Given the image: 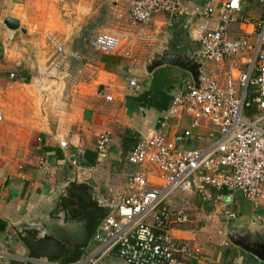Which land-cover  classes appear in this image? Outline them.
Segmentation results:
<instances>
[{"label": "built area", "instance_id": "1", "mask_svg": "<svg viewBox=\"0 0 264 264\" xmlns=\"http://www.w3.org/2000/svg\"><path fill=\"white\" fill-rule=\"evenodd\" d=\"M245 1L213 0L189 10L198 21L201 59L213 69L239 60L241 68L237 75L227 76L226 89L208 74L199 89L191 77L184 81L157 129L131 151L128 163L137 170L130 175L127 193L117 198L116 209L99 226L93 239L98 246L77 264H97L111 253L125 264H179L180 258L191 256L189 246L172 235L175 225L190 222L185 211L170 208L169 198L177 192H194L202 204L222 205L235 194L256 206L264 201V18L252 32L230 31L237 23L252 24L243 15ZM255 1L264 11V0ZM125 2L129 28H123L125 16L118 12L116 25L97 34L90 46L137 64L133 49L146 39L135 30L149 27L158 15L186 11L187 6L184 0ZM48 41L59 54L68 53L60 36L50 35ZM136 85L131 79L130 86ZM98 96L113 101L105 89ZM112 140V130L98 136L99 160ZM59 146L68 150L66 141ZM83 154H70V165L80 168ZM226 215L237 217L228 210Z\"/></svg>", "mask_w": 264, "mask_h": 264}, {"label": "crops", "instance_id": "2", "mask_svg": "<svg viewBox=\"0 0 264 264\" xmlns=\"http://www.w3.org/2000/svg\"><path fill=\"white\" fill-rule=\"evenodd\" d=\"M59 1L0 0V21L3 24L6 19L11 18L19 21L23 29L25 17L30 23L29 28L25 27V33L21 30L13 32L7 28L0 30V83L7 71L14 70L17 73L15 84L18 87L22 89L33 87L34 73L31 74L30 71L33 66L24 57L25 45L34 52V45L43 43L41 39L45 35L48 17ZM184 1L186 11L174 16L158 15L149 27L135 30L146 39L133 49L139 59L137 64L121 55H100L90 62L89 68L92 73L88 82L81 84V106L78 116L71 120L70 125H66L68 128L64 131L53 132L49 127H43L41 131L43 142L37 148V156L26 163L9 161L4 152V146L14 141L11 139H15L13 135L18 134L16 130L20 129L6 121L8 115L4 112L2 116L5 124L0 121V264H26L28 252L15 231L38 228L52 219L59 197L74 179L75 167L70 165L69 155L79 151L83 153L95 151L98 136L107 130L113 131L112 145L107 154L98 160L96 166L87 168L80 165L78 169L84 170L85 177L82 179L79 175V183L91 185L98 200L107 203H115L117 198L127 193L130 175L137 169L128 163L129 153L124 152L122 136L129 130L141 139L154 132L158 127V121L170 109L174 95L184 85V81L190 78L186 72L169 66L162 67L148 76L144 74V65L156 51H161L162 45L170 35L175 38L179 32L181 37L192 42L198 39V21L188 15L189 10L213 0ZM77 4L79 13L85 7V3L81 0ZM104 5L106 8L104 10L101 8L99 18L105 21L107 18L108 25L103 31L116 25L118 12L125 16L123 28H129L128 3L125 0H106V3L100 6ZM243 15L252 19V24H234L230 30L234 34L252 32L256 24L263 20L264 11L255 0H246ZM240 65L239 60H230L222 66L214 69L212 67V71L209 72L207 67L206 73L216 78L220 85H225L227 76L237 75ZM131 79L137 81L136 87L130 86ZM101 89H105L106 95L113 98L112 102L98 96ZM33 100L28 97V101ZM21 117L24 116L19 115L18 118ZM25 117L28 118L29 127L24 128V132L36 134L32 112L26 113ZM60 139L68 143V150L60 148ZM42 159L46 161L44 167L41 166ZM103 160L109 162L116 173H120L117 168L128 166L130 169L128 181L124 176L114 172L109 176V180L104 181L103 177L96 173ZM88 171L93 173L87 175ZM113 187L117 188L116 194H112ZM198 198L194 192L181 193L170 202L172 211H185L190 217L189 223L175 225L172 230L173 237L186 243L191 250V256L180 258L179 264H263L232 245L227 236L235 233L245 236L246 233H250L258 238L264 235V201L256 206L242 199L240 194H235L222 205H213L202 204ZM244 202L250 203V207L242 208ZM237 207H240V214L236 211ZM226 210L234 213L236 219L229 218ZM70 225L68 223L64 227ZM81 238L80 233L73 239ZM96 246L97 243L93 242L90 250ZM97 264L125 263L115 253H111L99 259Z\"/></svg>", "mask_w": 264, "mask_h": 264}, {"label": "rangeland", "instance_id": "3", "mask_svg": "<svg viewBox=\"0 0 264 264\" xmlns=\"http://www.w3.org/2000/svg\"><path fill=\"white\" fill-rule=\"evenodd\" d=\"M80 1L60 0L57 7L52 8L51 16L48 17L49 22L46 23L45 35L43 38L41 37L43 43L34 45V52L27 47L28 45H25L24 57L33 66L30 70L31 74L34 73L33 87L30 89L18 87L15 84L17 73L14 70L13 72L7 71L2 77L3 81L0 83V115H4L5 112L8 115L6 121L20 128L16 130L18 134L13 135L15 139H11L14 141L4 146V152L7 154L9 161L26 163L29 159L36 157L37 148L43 142V132H41L43 127L47 126L53 132L64 131L65 128H68L67 126L70 125L71 120L75 116L77 117L80 112L81 84L83 82L87 83L90 79L92 73L89 68L90 62L100 55H108L95 52L90 46V41L96 36L97 32L103 31L108 25L107 18L106 21L99 18L101 8L104 10L107 4L103 7L100 5L106 3V0H83L85 7L82 9L84 10L81 9L78 13L76 6H78L77 2ZM93 12H96V14L93 15ZM28 24L30 23H28L27 17L23 18L22 28L25 29ZM6 28L0 21V30ZM50 35H58L65 39L68 50L66 55H61L52 48L48 41ZM35 52H38V54ZM24 65H27V63H24ZM207 67L208 72L212 71L213 65L211 63H206ZM12 73H14L13 77L11 76ZM225 85L220 86L226 89ZM28 97L34 100L28 101ZM29 111L32 112V119L35 120L34 125L37 129V133L31 135L24 132V128L29 127L28 118L25 117V114ZM19 115L24 117L18 118ZM2 123L5 124V121L2 120ZM60 140L62 141V139ZM14 146L15 148H13ZM100 165L98 171H94V173L100 174L104 181L109 180V176L115 171L114 167L105 160L100 162ZM127 167L123 165L121 168H117L120 173H114L124 176L128 181L130 169ZM80 172V178L83 179L85 177L83 175L84 170L80 169ZM91 173L93 172L88 171L87 175ZM116 189H113L112 194H116ZM179 195H181L180 192L171 195L169 201L172 202ZM226 199L227 201L230 200L229 198ZM249 204L244 202L242 208L250 207ZM236 211L240 214V207H237ZM91 245H93V241L90 247Z\"/></svg>", "mask_w": 264, "mask_h": 264}, {"label": "water", "instance_id": "4", "mask_svg": "<svg viewBox=\"0 0 264 264\" xmlns=\"http://www.w3.org/2000/svg\"><path fill=\"white\" fill-rule=\"evenodd\" d=\"M4 25L10 31L21 30L25 33L20 22L15 19H6ZM172 38V35L167 37L161 51L149 57L144 65V74L152 75L162 67L177 68L189 74L199 89L207 76L206 62L200 54L193 56L187 45L181 44L183 41L179 32ZM80 173L75 168L74 179L59 197L48 223L38 228L15 231L28 252L26 264H77L90 250L99 226L116 209L115 204L98 200L91 185L79 183ZM68 223L70 227H64ZM80 233L82 241L71 246L73 238ZM227 237L232 245L264 264V240L251 242L247 241V236L240 240L232 235Z\"/></svg>", "mask_w": 264, "mask_h": 264}, {"label": "trees", "instance_id": "5", "mask_svg": "<svg viewBox=\"0 0 264 264\" xmlns=\"http://www.w3.org/2000/svg\"><path fill=\"white\" fill-rule=\"evenodd\" d=\"M139 141V139L134 136L129 130L125 132V134L122 136V144L123 149L125 153H129L130 155L131 151L135 147L136 143ZM99 160V155L97 151H86L81 157H80V165L82 167L91 168L97 165ZM82 241V238L79 239Z\"/></svg>", "mask_w": 264, "mask_h": 264}, {"label": "flooded vegetation", "instance_id": "6", "mask_svg": "<svg viewBox=\"0 0 264 264\" xmlns=\"http://www.w3.org/2000/svg\"><path fill=\"white\" fill-rule=\"evenodd\" d=\"M183 32V31H182ZM184 33V32H183ZM198 39H195V41H190V40H187V39H184V37H182V43L181 44H186L187 45V47L189 48V50H191L192 51V55L193 56H198L199 54H200V50H201V47H200V44H199V42L197 41ZM247 235H245V236H247V238H248V240L247 241H251V242H254V241H258L259 239H263L264 240V235H260V236H258V238H256V237H254V235L253 234H250V233H246ZM234 238H236L237 240H240V239H242L244 236H242V235H239V234H237V233H235L234 235H232ZM263 236V237H262ZM81 240H74L70 245L72 246V245H74V244H76V243H78V242H80Z\"/></svg>", "mask_w": 264, "mask_h": 264}]
</instances>
